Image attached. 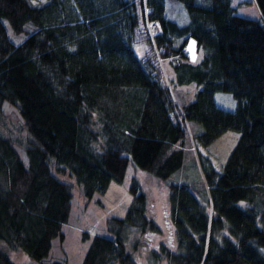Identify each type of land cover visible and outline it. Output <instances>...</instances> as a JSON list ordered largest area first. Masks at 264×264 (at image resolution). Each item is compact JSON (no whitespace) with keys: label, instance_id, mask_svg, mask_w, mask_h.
<instances>
[{"label":"trees","instance_id":"16d2710c","mask_svg":"<svg viewBox=\"0 0 264 264\" xmlns=\"http://www.w3.org/2000/svg\"><path fill=\"white\" fill-rule=\"evenodd\" d=\"M178 1L184 22L168 0H0V264H17L10 250L68 264L45 260L72 208L61 174L91 197L121 182L130 160L166 185L167 234L151 245L162 226L133 176L125 213L105 218L109 234L83 231L81 264H264V0L259 17L233 0ZM219 90L234 108L217 103ZM5 101L19 124L8 125ZM229 128L240 135L223 168L203 165L204 202L174 172L187 142Z\"/></svg>","mask_w":264,"mask_h":264},{"label":"rangeland","instance_id":"374dc122","mask_svg":"<svg viewBox=\"0 0 264 264\" xmlns=\"http://www.w3.org/2000/svg\"><path fill=\"white\" fill-rule=\"evenodd\" d=\"M172 1L174 0H168V15L175 19H179L181 22L186 21L188 12L185 4L178 0H175L172 4ZM233 4L236 7L235 10L240 14L253 17H259L261 15L256 0H233ZM5 21L8 27V33L14 41L18 42L24 38L26 34L25 31H15L9 21ZM145 45V41L138 44V46L142 47H145ZM192 52L194 54L193 49ZM196 57H198V53ZM167 66L168 71L171 72L169 65ZM191 86L193 88H190ZM196 88L195 84L194 86H189V96L193 95ZM215 99L218 104L228 108H234L237 103V99L231 91L219 90L215 93ZM4 106L6 113H9V119H7L8 125L11 126L14 120L19 124V122H21V117L13 106L7 101H5ZM11 118H13V121L10 120ZM15 122L13 124H15ZM239 135L240 132L238 130L229 128L220 133L207 145L201 144L193 139L187 142L185 144L183 163L174 172V179L179 181L186 180L191 183L193 187H195L197 195L206 202L208 191L203 165L207 166V159H210L214 166L218 170H221ZM21 152L22 155H24L22 148ZM135 166L137 165L130 160L124 179L121 182L112 180L105 192H95L91 197L85 195L82 184H79L73 175L71 176L68 172L61 174L62 178L73 183L72 208L68 221L62 226L64 238H60V236H55L53 238L50 253L45 260L63 259L66 260L68 264H81L84 253L91 240V238L83 237V231L87 230L90 235L96 232L109 234L106 228L105 218L110 214L125 213L132 196L129 186L133 176H137L142 180L143 186L150 200H152L151 203L155 205L152 210L153 214L156 215L155 217H157L158 222L162 226V232L152 237L153 241L151 245L157 246V240L164 239L167 234V229L163 220L164 212L166 211H164L163 205L167 203L165 199L167 193L166 185L160 181V179L156 178L154 174H148L143 168L139 166H137V168ZM172 233L173 229H170L169 234L172 235ZM147 249L148 248L145 250ZM9 253L17 264H31L33 261H37L23 250H10ZM145 257L144 259L142 258L143 264L145 263ZM112 264L119 263L115 262ZM162 264H167L166 260H164Z\"/></svg>","mask_w":264,"mask_h":264},{"label":"crops","instance_id":"0c3cea01","mask_svg":"<svg viewBox=\"0 0 264 264\" xmlns=\"http://www.w3.org/2000/svg\"><path fill=\"white\" fill-rule=\"evenodd\" d=\"M187 47L190 50V53L193 55L194 59L196 58L197 55V50H196V39L194 37H190L187 43ZM192 49L194 50V54L192 52Z\"/></svg>","mask_w":264,"mask_h":264}]
</instances>
